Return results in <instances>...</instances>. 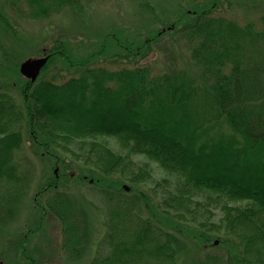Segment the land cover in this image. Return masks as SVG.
Masks as SVG:
<instances>
[{
    "label": "trees",
    "instance_id": "trees-1",
    "mask_svg": "<svg viewBox=\"0 0 264 264\" xmlns=\"http://www.w3.org/2000/svg\"><path fill=\"white\" fill-rule=\"evenodd\" d=\"M205 7L186 11L157 36L170 31L191 39L198 35L196 60L205 56L206 72L214 68L218 72L210 106L186 111L191 89L180 74H158L150 66L110 69L91 63L109 48L129 52L110 33L102 39H108L110 47L103 41L99 50L73 63L59 41L44 53L48 62L35 82L19 79L0 85V193L14 191L27 178L19 158L26 141L25 122L34 154L51 161L53 168L35 194L34 206L40 222L52 217L59 223L60 250L68 260H78L89 250L94 234L90 212L99 207L107 230L92 264H180L178 256L185 245L181 237L197 244L202 238L192 230L203 235L207 246L214 244L210 233L222 234L220 243L232 241L244 263L264 264V87L248 86L254 80L249 72L242 79L235 72L223 73L221 65L235 49L218 43L215 20L210 18L213 7ZM8 26L2 25L5 34ZM229 30L242 38L243 31ZM150 42L143 40L146 51L153 50ZM243 44L242 39L237 48ZM139 49L134 50L136 55ZM14 53H9L11 58ZM57 57L76 72L60 84L42 79ZM8 67L15 75L20 73L19 63ZM14 84L21 106L8 93ZM231 99L236 107L230 110L226 103ZM223 121L236 132L215 135L217 128L228 131ZM109 138L121 152L110 147ZM135 156H145L175 175V189L157 200L156 191L145 187L158 188L169 181H154L151 167L137 163ZM80 162L85 171L77 165ZM86 182L95 187L91 196L96 199L80 200L61 190L66 183L79 187ZM203 193L208 194L205 200L194 198ZM142 205L149 216L136 213L134 208ZM217 210L222 215L214 221ZM34 234L27 229L17 246L19 264H38L27 248V239ZM212 262L211 257L205 260Z\"/></svg>",
    "mask_w": 264,
    "mask_h": 264
},
{
    "label": "rangeland",
    "instance_id": "rangeland-1",
    "mask_svg": "<svg viewBox=\"0 0 264 264\" xmlns=\"http://www.w3.org/2000/svg\"><path fill=\"white\" fill-rule=\"evenodd\" d=\"M35 1L0 0L1 86L7 81L27 79L20 75L22 63L29 59L43 57L44 53L50 52V49L59 41L64 42L65 50L69 53L73 63L96 52L105 42L110 47L108 39L102 40L105 34L110 33L118 39L115 38L118 42H121L122 46L128 47L129 52L121 53L109 48L106 54L100 55L91 63L110 69L122 66H150L158 74L173 72L180 74L186 86L190 85L188 87L191 89V97L186 102V111L189 108L198 109L202 106H210L215 100L216 87L218 88L216 83L218 72L216 68L212 69L210 74L206 72L208 61L205 56H203L204 59L196 60L198 59L195 52L198 35L191 39L190 36L186 38L180 33L170 31L165 32L161 38L157 36L160 30L167 29L170 23L186 11L207 6L213 7L210 18L215 20L214 31L218 34V43L226 42L235 49L228 58L229 61L221 65V68L225 70L223 73L235 72V75L242 79L249 72L255 77L252 76L254 80L250 81L248 86L253 89L259 86L264 87V0H37L38 5ZM6 23L9 25L8 34L1 29ZM229 29L243 31L244 36L239 38L231 35ZM147 38L151 41L153 50L146 51V48L142 47L143 40ZM242 39L243 47L237 48ZM137 48L139 49L138 55L134 53ZM12 51L15 53L11 58L9 53ZM5 54L10 56L7 57ZM18 63L20 73L16 72L15 75V72L8 66L13 67ZM66 63L67 61L63 58L57 57L55 64L49 67L42 79L60 84L75 77L76 72L69 69L71 65ZM241 70L247 72L242 73ZM8 71L11 77L5 75L9 74ZM18 89L14 84V87L9 88L8 93L21 106L22 100ZM2 91L0 89V92ZM163 92L166 98V87ZM226 105L228 109H234L235 99H231ZM232 113L235 114V110ZM226 121H223V127L228 131L221 132L217 128L213 131L215 135H231L236 132L231 126L228 128ZM22 125L26 141L19 154V158L22 159L20 171L23 175H27V178L14 191L6 190L7 192L0 193V264H19L18 247L27 229L35 232L34 236L31 235L32 240L30 237L27 239L30 242L27 248L38 259V264H92L99 242L107 230L104 213L99 207L95 211L90 209L92 211L90 217L93 218L94 223L91 246L80 259L68 260L69 256L63 255L60 250L62 238L59 223L52 217L40 222L39 213L33 202L45 177L52 175L51 161L34 154L28 138L26 123L23 122ZM107 141L113 150L122 151L113 138ZM134 160L151 167L154 181L168 179V185L155 188L154 184H150L145 187L151 193L154 192L153 190L156 191L157 200L159 197L166 196L167 191L175 189L178 179L175 175H169L158 163L150 161L145 156H135ZM77 165L84 171L86 170L82 162ZM64 185L65 187L61 190L80 200H85L88 196L89 199L92 193H96L95 187L89 182L80 184L79 187L76 184L66 183ZM92 198L96 199L97 196L96 198L91 196L90 200ZM194 198L205 200L208 194L203 193ZM99 201L98 198V204ZM134 209L136 213L144 217L149 216L143 205ZM215 215L214 221H218L222 214L217 210ZM39 226L40 230H38ZM192 232L201 235L202 238L197 244L185 238V235L181 237L185 245L178 256L180 264H205L207 257L214 259V262L216 260L215 264H246L241 259V251L237 252L232 241L220 243L224 240L221 238L222 234L210 233L211 237L215 238L214 244L207 246L200 232L197 230H192Z\"/></svg>",
    "mask_w": 264,
    "mask_h": 264
},
{
    "label": "water",
    "instance_id": "water-1",
    "mask_svg": "<svg viewBox=\"0 0 264 264\" xmlns=\"http://www.w3.org/2000/svg\"><path fill=\"white\" fill-rule=\"evenodd\" d=\"M48 62V57L29 59L22 63L20 72L23 76L35 82L40 76L44 66Z\"/></svg>",
    "mask_w": 264,
    "mask_h": 264
}]
</instances>
